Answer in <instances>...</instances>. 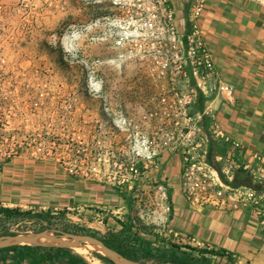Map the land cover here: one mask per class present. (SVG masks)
<instances>
[{
    "label": "rangeland",
    "instance_id": "374dc122",
    "mask_svg": "<svg viewBox=\"0 0 264 264\" xmlns=\"http://www.w3.org/2000/svg\"><path fill=\"white\" fill-rule=\"evenodd\" d=\"M153 5V0H0V206L8 202L3 177H11L6 185L12 190L18 183L32 189L41 176L51 177L54 187L66 182L80 190L89 183L98 190L121 189L126 205L122 213L113 201L89 213L77 205L11 206L28 213L0 214V235L57 228L103 239L118 232L123 219L134 222V232L146 227L141 237L161 239L157 231L167 223L170 190L161 156L168 150L183 156L191 149L200 135L190 136L189 130L197 123L207 130L203 121L187 119L176 96L188 84L180 78L178 49L138 26L141 17L157 12ZM134 232L122 238L142 254ZM70 249L91 264L95 256L116 264L97 249L88 256ZM181 251L200 264L235 262ZM14 257L0 248V264H31L26 254Z\"/></svg>",
    "mask_w": 264,
    "mask_h": 264
},
{
    "label": "crops",
    "instance_id": "0c3cea01",
    "mask_svg": "<svg viewBox=\"0 0 264 264\" xmlns=\"http://www.w3.org/2000/svg\"><path fill=\"white\" fill-rule=\"evenodd\" d=\"M170 1L175 9L177 26L190 32L192 0ZM199 25L220 79L233 85L237 99L234 105H229L221 93L207 94L211 99L205 112L215 113L224 132L247 146L248 151L239 155V160L254 162L253 151L264 156V7L250 0H208ZM205 146L208 149L207 143ZM161 158L167 165L170 186L169 207L165 210L167 223H164L167 230L194 238L187 246L218 251L206 256L225 259L228 256L220 253L229 251L235 254L231 257L234 264H264V235L253 207H232L230 202L227 205L191 204L183 193V156L168 150ZM238 177L237 181H240ZM7 178L11 177H3V195L8 200L2 202L4 206L40 204V208L52 210L77 205L89 213L96 211L93 206H111L113 201L116 212L122 213L121 210L126 209L121 189L98 190L89 183L82 185L80 190L66 182L54 187L56 182L53 183L51 177L41 176L36 181L38 185L34 182L32 189L29 186L23 189L18 183L10 190L9 183L6 185ZM260 185L261 189L257 191L264 193V184ZM9 194L11 196H6ZM22 195L27 197L23 199ZM96 215L99 216V212ZM115 216L121 218L122 215Z\"/></svg>",
    "mask_w": 264,
    "mask_h": 264
},
{
    "label": "built area",
    "instance_id": "2783aa9c",
    "mask_svg": "<svg viewBox=\"0 0 264 264\" xmlns=\"http://www.w3.org/2000/svg\"><path fill=\"white\" fill-rule=\"evenodd\" d=\"M250 1L264 7V0ZM153 2L157 12L141 17L138 26L142 30L157 34L166 45L170 42L172 47L178 49L180 78L188 84L185 86V91L176 92V96L183 106V113L187 119L197 118L199 122L202 120L201 114L191 117L188 113V106L196 99L198 89L206 94L221 93L227 104L234 105L237 102L235 89L233 85L220 79L213 54L207 47L199 25L208 0H192L190 14L192 27L187 33L177 26L175 9L170 0H153ZM188 67H191L190 71ZM190 75L194 77L195 85L189 84ZM173 81L179 82L180 79L173 78ZM205 113L211 118V135L218 137L228 147L224 153L215 156L216 162L220 163V168H217L208 161L205 146L208 135L203 131L202 125L197 123L190 128V136V133L194 132L200 137H196L192 141V148L183 154V193L191 204L227 205L230 202L232 207L252 206L258 219V226L264 235V193L258 192L251 186L230 184L240 169L247 171L254 183L264 184V156L258 151H253L251 154L254 162L240 161L239 155L248 151L247 146L224 132L215 113L207 111ZM157 234L161 236L158 243L162 246L169 241L186 246L194 240L171 229L169 231L166 226L159 229ZM221 255L235 257V254L229 251Z\"/></svg>",
    "mask_w": 264,
    "mask_h": 264
},
{
    "label": "trees",
    "instance_id": "16d2710c",
    "mask_svg": "<svg viewBox=\"0 0 264 264\" xmlns=\"http://www.w3.org/2000/svg\"><path fill=\"white\" fill-rule=\"evenodd\" d=\"M190 85H195V79L190 75ZM211 99V96L204 93L201 89H198L196 99L189 104L188 113L191 117H196L198 114L202 115L203 126L205 130L208 131V127L211 124V118L205 113L206 105L208 100ZM214 139L211 136V133H208V161L213 164L215 167L220 168V164L216 162L215 156L219 153H224L227 150L226 145ZM218 150V151H217ZM241 178L240 181H237V176ZM238 177V178H239ZM249 179L246 181L245 179ZM230 184L234 186L247 185L257 189H261V185L253 183L252 178L244 169H240L236 172L235 178ZM260 186V187H259ZM28 212H23L18 207H9V206H0V214H5L6 216H21ZM45 214V213H44ZM42 214V215H44ZM47 214V212H46ZM122 228L118 232H113L109 236L104 237L105 242L111 247L117 249L122 254L134 258L136 260L144 261L145 258H157L158 264H200L198 260L192 257V254L189 251H181L183 248H189L193 252H198L199 254L206 256L207 253L217 254L218 251H209L208 249L203 248H192L190 246L180 245L178 243H173L171 241L167 242L164 246L150 239H146L140 236L139 231L146 230L147 228L137 227L138 231H132L135 228L134 222L132 221H121L119 220ZM125 231L134 232V235L137 236V241L140 243V246L143 247V253H139L136 246L129 244L128 240L122 238V233ZM14 252L15 257L19 258L20 256L26 254L31 260V264H91L83 256L73 253L72 250L65 246H46V245H14L8 246L5 248ZM221 254V253H220ZM107 260L111 261L106 257ZM209 264V263H202Z\"/></svg>",
    "mask_w": 264,
    "mask_h": 264
},
{
    "label": "water",
    "instance_id": "95a60500",
    "mask_svg": "<svg viewBox=\"0 0 264 264\" xmlns=\"http://www.w3.org/2000/svg\"><path fill=\"white\" fill-rule=\"evenodd\" d=\"M62 239H73L91 245L95 249L101 251L116 264H146L141 260H136L122 254L117 249L108 245L104 239H101L95 235L65 231L57 228H45L32 232L8 233L0 235V248L14 245H33L35 242L40 240L57 241Z\"/></svg>",
    "mask_w": 264,
    "mask_h": 264
},
{
    "label": "bare ground",
    "instance_id": "6f19581e",
    "mask_svg": "<svg viewBox=\"0 0 264 264\" xmlns=\"http://www.w3.org/2000/svg\"><path fill=\"white\" fill-rule=\"evenodd\" d=\"M81 242L73 239H62V240H57V241H45V240H40L35 242V245H55V246H65L72 248L74 247V251H77L78 253L82 255H87L90 254L91 250L97 251L94 247L91 245H84L80 244ZM88 256V255H87ZM92 264H103L104 260L101 257L95 256L94 258L92 257Z\"/></svg>",
    "mask_w": 264,
    "mask_h": 264
}]
</instances>
